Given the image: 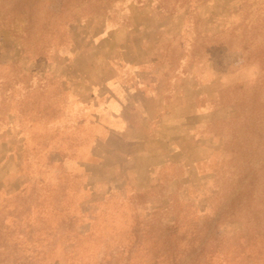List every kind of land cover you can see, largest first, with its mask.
Wrapping results in <instances>:
<instances>
[{
	"label": "rangeland",
	"instance_id": "1",
	"mask_svg": "<svg viewBox=\"0 0 264 264\" xmlns=\"http://www.w3.org/2000/svg\"><path fill=\"white\" fill-rule=\"evenodd\" d=\"M0 264H264V0H0Z\"/></svg>",
	"mask_w": 264,
	"mask_h": 264
}]
</instances>
